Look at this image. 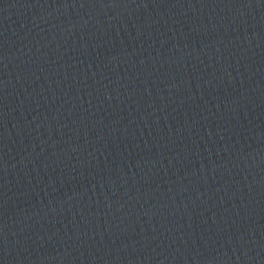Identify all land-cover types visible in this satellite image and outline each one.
<instances>
[{"label":"water","instance_id":"obj_1","mask_svg":"<svg viewBox=\"0 0 264 264\" xmlns=\"http://www.w3.org/2000/svg\"><path fill=\"white\" fill-rule=\"evenodd\" d=\"M0 264H264V0H77L0 54Z\"/></svg>","mask_w":264,"mask_h":264}]
</instances>
